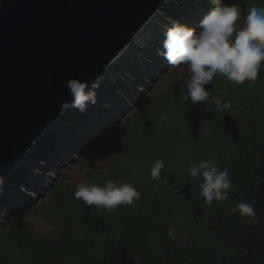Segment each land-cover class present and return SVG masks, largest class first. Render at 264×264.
Masks as SVG:
<instances>
[{"label":"trees","instance_id":"16d2710c","mask_svg":"<svg viewBox=\"0 0 264 264\" xmlns=\"http://www.w3.org/2000/svg\"><path fill=\"white\" fill-rule=\"evenodd\" d=\"M192 1H195L193 10ZM178 3L179 18L170 17L172 23L187 24L207 7H201L202 0H178ZM155 16L120 55L122 64L111 65L101 76L103 79H99L97 103L89 105L84 113L69 109L60 115L0 185V192L2 187L21 176L26 182L19 187V192H29L31 196L34 192L26 190L30 186L29 172L38 176L39 170L34 169L36 165L30 155L48 152L53 146L54 150L48 152L52 154L47 165L50 167L56 163L59 152L70 151L78 143L74 137L84 120L90 121V128L96 127L97 112L102 109L99 106L104 105L100 104L101 98L108 93L106 103L110 104L123 89L117 91L118 85L129 86L125 79L120 84L116 81V77L125 74L122 65L128 70L127 77L131 76L133 68L144 71L145 68L138 65L147 55V49L163 43L164 34L160 29L156 32L146 29L155 21ZM155 37L158 39L153 42ZM223 99L231 101L233 111L227 114L217 111L215 117L202 113L204 120L200 127L197 125L202 133L198 137L191 136L196 139V150L188 155L181 154L176 164H166L161 178L166 177L168 183L160 185L159 190L150 174V179L148 175L143 176L139 180L141 183L136 185L141 199L133 206H123V214L119 206L98 219L79 250L68 249L63 245L65 239L52 249L36 241L25 243L22 233L19 246L24 252L12 248L11 255L7 256L10 264H264V68L256 82L245 81L233 90H225ZM209 158L214 159L221 170L228 168L233 182L229 198L224 202L214 201L211 206L203 201L198 188L200 182L188 177L186 172L188 161L198 163ZM14 187L9 188L11 192H15ZM69 187L68 183L58 180L52 193ZM241 201L255 206V217L241 216L239 210L233 211ZM1 209L7 207L0 206ZM3 216L0 217V232L8 229L4 226L7 216ZM93 216L88 215L90 220ZM173 224L180 229L176 240L167 236V229Z\"/></svg>","mask_w":264,"mask_h":264},{"label":"rangeland","instance_id":"374dc122","mask_svg":"<svg viewBox=\"0 0 264 264\" xmlns=\"http://www.w3.org/2000/svg\"><path fill=\"white\" fill-rule=\"evenodd\" d=\"M202 1L204 4L201 7H207L199 11L196 19L185 24L197 31L200 30V21L215 7L211 2L207 3L208 0ZM221 2L240 3L244 13L237 21L238 25L243 24L250 7L264 6V0ZM194 7L195 1H192L191 9ZM177 10H180L178 0H171L146 29H153L155 32L160 29L164 34L166 28L172 24L170 17L179 18ZM157 39L155 37L151 40L155 42ZM162 50V44L148 48L147 55L141 58L138 65L145 70L133 68L130 77H127L126 66L122 65L125 74L116 77V81L120 84L125 79L129 86L118 85L117 91L123 89L117 95L119 97H114L116 100L110 104L106 103L109 100L108 93L101 98L100 104L104 105L99 106L102 109L97 112L99 121L95 126L98 128H90V121L84 120V125L79 127V132L74 137L78 143L70 151L62 154L59 152L55 164L47 167L52 156L48 152L54 150L53 146L48 152L44 150V153L30 155L33 165H36L34 169L39 170L38 176L29 172L30 186L26 190L34 192L31 196L29 192H19V187L26 182L21 183V176L9 186L1 188L0 206H6L7 209L0 210V217L7 216L4 226L8 229L3 228L0 232V264H10L7 256L11 255L12 248L24 252L19 246L22 233L25 243L36 241L49 249L63 239L66 240L63 245L66 244L68 249L79 250L83 247L84 240L93 232V225L108 211L94 205L87 206L82 200L74 199L73 193L77 184L91 179L103 185L111 178L121 182L127 180L136 186L141 183L139 180L143 176L148 175L150 179V166L156 159H163L166 164L172 165L178 163L181 154L188 155L196 150V139L191 136L198 137L202 133L197 125L201 126L204 120L202 113L206 111L202 106L192 104L190 100L184 102L187 89L182 80L188 74L187 69L185 66L170 68L161 54ZM120 57L112 65H121L123 58ZM138 77H142L141 80ZM237 86L238 84L218 75L206 89L213 92V95H218ZM223 88L225 89L221 92ZM162 113L168 117L163 122L160 121ZM206 113L213 117L217 115L212 105H209ZM96 129L98 132L94 133ZM109 156L111 158L106 159ZM58 180H63L70 187L52 193L53 185ZM12 186H15L13 191L19 192L18 196L10 191ZM120 207L123 214V206ZM89 214L94 215L93 219L90 220ZM89 253L90 250L85 254Z\"/></svg>","mask_w":264,"mask_h":264},{"label":"water","instance_id":"95a60500","mask_svg":"<svg viewBox=\"0 0 264 264\" xmlns=\"http://www.w3.org/2000/svg\"><path fill=\"white\" fill-rule=\"evenodd\" d=\"M169 0H0V178L60 117L66 83L97 81Z\"/></svg>","mask_w":264,"mask_h":264},{"label":"clouds","instance_id":"9594fccd","mask_svg":"<svg viewBox=\"0 0 264 264\" xmlns=\"http://www.w3.org/2000/svg\"><path fill=\"white\" fill-rule=\"evenodd\" d=\"M210 2L215 7L200 21L199 31L179 22L166 28L161 54L170 68L185 66L187 69L188 74L182 80L187 89L184 102L190 100L192 104L202 106L206 112L212 105L216 111L227 114L233 111L231 101L223 99V93L213 95L206 86L212 85L218 75L238 85L245 81H257L264 68V6L250 7L243 24L238 25L237 21L244 13L240 3H222L221 0ZM99 79L89 82L77 77L69 78L66 87L71 99L61 101L60 115L69 109L84 113L89 105H95ZM167 119L166 114L160 115L161 122ZM162 169H167L163 159H156L150 168V177L156 182V190L168 183L166 177L161 178ZM186 172L188 177L200 182L198 188L207 205L229 198L233 187L229 169L221 170L214 159H203L198 163L190 160ZM4 180L0 178V185H3ZM73 197L82 200L87 206L94 205L112 212L119 206H133L141 199V192L127 180L121 182L109 178L99 185L89 179L76 185ZM237 210L241 216H256L252 203L241 201L233 209L234 212ZM167 236L172 240L180 236L177 224L167 229Z\"/></svg>","mask_w":264,"mask_h":264},{"label":"bare ground","instance_id":"6f19581e","mask_svg":"<svg viewBox=\"0 0 264 264\" xmlns=\"http://www.w3.org/2000/svg\"><path fill=\"white\" fill-rule=\"evenodd\" d=\"M120 55H121V54H120ZM120 55H119V56H120ZM23 159H24V158H23ZM20 162H21V161H20Z\"/></svg>","mask_w":264,"mask_h":264}]
</instances>
